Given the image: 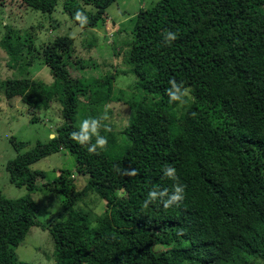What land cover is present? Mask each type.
Listing matches in <instances>:
<instances>
[{"label":"trees","instance_id":"trees-1","mask_svg":"<svg viewBox=\"0 0 264 264\" xmlns=\"http://www.w3.org/2000/svg\"><path fill=\"white\" fill-rule=\"evenodd\" d=\"M19 1L50 18L61 4L76 26L98 30L115 0ZM150 3L135 14L126 46L110 45L126 68L116 70L107 60L101 77L77 75L87 62L71 36H57L40 57L35 32L6 26L0 38L6 65L26 76L1 81L5 98L42 112L57 102L59 121L46 142L23 152L18 148L26 143L15 145L6 164L9 181L27 193H0V264H30L18 259L15 247L37 225L51 236L53 264H264V0ZM77 10L88 16L87 25L75 21ZM166 31L178 34L171 45L163 41ZM90 39L82 41L87 50L96 44ZM35 63L44 64L51 82L27 76ZM118 74L135 76L131 93L114 92ZM173 78L192 90L188 105L169 102L165 90ZM81 103L87 118L108 116L102 125L111 131L100 130L108 144L98 155L70 136ZM111 103L128 109L118 129ZM61 150L75 158L73 169L59 168L38 186L46 173L32 164ZM168 165L186 185L183 201L167 210L159 201L143 209L150 189L171 191L173 181L162 173ZM37 191L55 195L61 206L45 225L36 221ZM90 195L104 202L99 215L86 204Z\"/></svg>","mask_w":264,"mask_h":264},{"label":"rangeland","instance_id":"rangeland-1","mask_svg":"<svg viewBox=\"0 0 264 264\" xmlns=\"http://www.w3.org/2000/svg\"><path fill=\"white\" fill-rule=\"evenodd\" d=\"M150 1L115 0L106 9L108 19L105 26L97 30L82 29L76 26L62 12L61 4L56 7L50 18L48 14L27 9L19 0H0V38L5 33L6 26L20 30L30 29V31L36 33L34 45L40 52L39 56L42 57L43 50L52 40L57 36L69 35L74 40L77 54L84 58L83 62H87V64L83 63V68L79 71H75L74 68H70V71L74 74L76 72L77 75L83 73V75L101 77L103 74L101 66L104 62L112 61L116 70L126 68L123 61L121 62V56L112 55L110 45L115 42L116 47L123 48L126 46L128 39L132 37L130 29L135 14L140 8L148 7L151 4ZM61 2L62 0H60ZM51 21L54 26H51ZM39 23L42 26L37 29L36 26ZM88 36H90V40H95L96 43L90 50H87L82 42L83 39H88ZM6 61L7 56L0 48V193L6 198H18L25 195L27 190L9 181V175L5 169L6 164L15 157L18 144L26 143L22 148L17 147L19 152H23L33 147L36 141L46 142L51 136H54V133L50 134V132L54 124L56 125L59 121L58 103L52 102L50 108L46 112H42L29 109L19 98L6 99L1 81L26 76V72L21 73L15 68H8ZM105 66H107V63H104ZM27 76L41 79L44 82L52 81L49 70L41 63H35L29 69ZM134 79L135 76L131 74H118L114 80V92L121 89L131 93ZM113 104L115 103L109 104L108 107L113 108V117L116 121V129H118L125 122L128 109L125 105ZM86 106L84 103L80 104L79 122L87 118ZM99 114H102V108ZM32 117L40 119L37 122H30ZM74 163L75 158L66 151L61 150L59 153H53L35 162L32 164L31 169L45 171L46 177L37 178L36 180L37 185L41 187L44 181H50L57 174L59 168L73 169ZM72 176L76 177L77 174L74 173ZM32 196L38 204L36 221L40 225L49 223L51 218L60 212L61 206L55 195L47 191H44V193L37 191ZM85 201L88 207L93 208L96 215L102 212L104 208L102 200L96 201L94 196L90 195ZM37 226H32L24 240L15 247V254L19 260L27 261L30 264H53V241L51 236L46 230H41V227Z\"/></svg>","mask_w":264,"mask_h":264},{"label":"clouds","instance_id":"clouds-1","mask_svg":"<svg viewBox=\"0 0 264 264\" xmlns=\"http://www.w3.org/2000/svg\"><path fill=\"white\" fill-rule=\"evenodd\" d=\"M74 19L79 23L81 27L88 24V16L84 11L77 10L74 14ZM178 38V34L173 31H166L163 35V41L166 45H171L173 41ZM169 87L165 90L169 102L178 103L180 106L188 105L192 97V90L186 86L183 82H177L174 78L168 81ZM196 115L195 112L192 113ZM108 116L105 113L99 118L88 117L80 121L78 129L73 131L70 136L71 139L77 142L81 146H86L87 152L90 154H99L98 150H104L107 147L108 140L100 134L102 128V120H107ZM105 131H111L107 126H103ZM53 137V136H51ZM93 138H95L93 142ZM115 171L125 176H136L138 171L135 168L115 167ZM163 176L173 181L171 191L168 188L163 189H150L146 198L143 201L142 208L147 209L150 204L159 201L165 210L179 205L185 197L186 185L179 182L177 175V169L174 166L168 165L162 169ZM124 192L121 190L120 196H123ZM182 234V233H181Z\"/></svg>","mask_w":264,"mask_h":264}]
</instances>
